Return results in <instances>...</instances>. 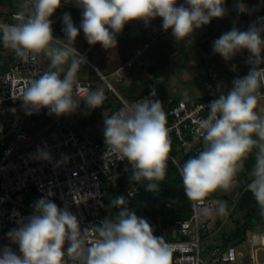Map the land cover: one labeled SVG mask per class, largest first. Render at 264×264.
Returning <instances> with one entry per match:
<instances>
[{"label":"clouds","instance_id":"1","mask_svg":"<svg viewBox=\"0 0 264 264\" xmlns=\"http://www.w3.org/2000/svg\"><path fill=\"white\" fill-rule=\"evenodd\" d=\"M69 3L81 9L82 19L77 27L65 13L64 36L59 38L54 35L51 17ZM29 4L30 12L17 13L15 23H0V43L22 60L47 59L48 70L33 79L19 99L27 115L48 109V115L56 117L75 113L81 102L89 109L99 108L104 100L98 90L85 96L76 90L77 73L86 63L75 47L81 30L89 45L109 50L117 47V36L125 25L142 22L150 26L159 18L163 30H171L179 43L190 41L195 30L228 14L225 0H29ZM237 8L246 11L242 0ZM212 47L226 62L246 50L249 71L235 78L231 88L219 87L218 98L207 106L208 115L199 120L193 139L202 148L179 169L184 193L202 205L204 215H225L224 201L211 200L214 207L204 202L217 190L231 188L251 157L246 188L264 216V108L258 107L264 87V23H254L243 31L234 26ZM150 95L152 98L125 102L104 118L103 136L107 150L130 164L129 181H146L145 189L156 191L166 175L171 141L163 104ZM33 155L53 161L46 146L38 147ZM68 160L63 156L55 165ZM50 195L39 198L32 205V214L20 218L7 234L18 252L8 245L0 247V264H172V246L154 234L147 219L126 206L123 196L112 201L120 209L118 214L82 227L77 215L58 206Z\"/></svg>","mask_w":264,"mask_h":264},{"label":"built area","instance_id":"2","mask_svg":"<svg viewBox=\"0 0 264 264\" xmlns=\"http://www.w3.org/2000/svg\"><path fill=\"white\" fill-rule=\"evenodd\" d=\"M22 1L24 7L16 5L18 10L15 6L9 13L0 12V23H15L19 12L27 15L31 10L29 0ZM254 23H264V10L255 15ZM54 35L62 38L58 33ZM159 36V31H151L131 51L125 62L110 74H103L92 62L91 53L95 45H89L88 42L81 46L75 45L86 59L77 73L76 90L81 96L98 90L104 96L103 101L107 100L110 93L115 95L118 105L110 116L119 111L125 102L152 98L150 94L153 93V98L159 99L163 104L170 129L169 159L175 160L180 169L187 159L193 157L192 153L199 150L193 139L197 134L198 122L208 115L209 103L218 98L214 74L208 73L203 98L194 102L180 98L167 108L164 107L155 84L133 99L123 96L115 85L130 75L133 68L146 65L144 52ZM42 59L43 56L35 61L22 60L0 43V247L8 245L17 252L18 247L11 243L7 234L18 226L20 218H27L32 214V205L39 198L51 193L50 199L61 208L68 207L80 219L81 226L87 227L106 216H112L104 202V187L109 185V178L116 175L121 167L131 168L127 160L107 150L104 137L97 139L87 131L65 125L63 119L66 115L55 116L44 123L41 117L48 109H42L33 115L26 114L19 98L30 82L45 72ZM86 69H90L93 75L82 76ZM260 99H264V87L260 89ZM28 116L38 121L27 127ZM174 145L183 156L188 157L182 161L180 156L174 155ZM45 146L53 157L52 162L34 158L37 148ZM63 156L69 158L68 162L56 166L55 162ZM138 191V186L130 183L123 189L122 195L125 199H130ZM211 200L213 199L209 197L204 202L205 205L214 207ZM201 208L199 202L191 201L190 216L175 220L169 227H164L159 222H149L155 229L154 234L164 237L172 246V264H261L255 251L257 243L252 239L249 240L247 252L235 244L214 246L211 247V252L206 251L208 230L216 213L206 216ZM205 251L208 252V262L203 257Z\"/></svg>","mask_w":264,"mask_h":264},{"label":"crops","instance_id":"3","mask_svg":"<svg viewBox=\"0 0 264 264\" xmlns=\"http://www.w3.org/2000/svg\"><path fill=\"white\" fill-rule=\"evenodd\" d=\"M180 2L182 3L183 0ZM240 2L241 0H225L228 14L222 19H213L210 24L195 30L190 41L177 43L171 34V30L167 32L163 30L162 21L159 18L153 20L150 26H145L142 22L129 23L117 36L115 49L105 50L99 44L94 46L91 53L92 62L100 72L110 74L125 62L131 51L139 46L151 31L157 30L160 32V36L144 52L146 65L133 68L130 75L118 84L119 91L123 96L127 99H133L155 84L158 95L164 101L165 108L180 98L201 99L206 94L204 82L209 72L214 74L217 88L223 87L227 90L231 88L235 78L248 73L249 64L246 61L249 54L245 50L242 54H237L232 61L226 62L220 55L213 52V42L234 26L242 31L247 30L250 25L254 24L255 15L264 10V0H242L246 7L244 12H240L237 8ZM62 7H67L69 10L66 11ZM62 7L51 17V20L53 32L58 33L63 38V15L65 13L70 14L77 27H79L82 17L81 9L74 4H64ZM85 43L87 40L81 30L75 45L81 46ZM196 59L198 63H196ZM42 63L45 71L48 70V61L45 57H43ZM233 65L236 66L235 70H233ZM92 75L93 72L86 69L82 76ZM201 76L202 78H200ZM82 105L85 110L76 117L79 122L77 128L87 131L97 139L104 137V118L109 117L113 109L117 107V97L110 93L107 100L103 101L99 108L94 109L96 113L101 115L90 126H82V120L89 111L83 102H81L80 107ZM70 125L75 127L72 123ZM194 144L199 147V150L202 148L201 143L194 141ZM252 163L253 158L250 157L245 162L244 170L238 174L237 182L231 188L217 190L210 195V197L221 196V201L227 203V213L225 215L217 214L211 221L207 247H221L225 238H228L229 242L225 245H239L244 252H247L250 246L249 240L252 239L257 243L255 251L258 261L264 264V216L260 214L257 204L255 208H251L250 203L246 206L239 205L240 198L247 190L246 185L250 181L249 173ZM252 199L254 200L253 195L247 200V203L253 201ZM228 223H230L229 226H227ZM244 224H247L245 231L236 234L237 229Z\"/></svg>","mask_w":264,"mask_h":264},{"label":"trees","instance_id":"4","mask_svg":"<svg viewBox=\"0 0 264 264\" xmlns=\"http://www.w3.org/2000/svg\"><path fill=\"white\" fill-rule=\"evenodd\" d=\"M68 11L67 7H62ZM178 100V99H177ZM175 100V101H177ZM196 99L189 100L194 102ZM173 101L169 106L175 103ZM100 113H96L94 109H89L86 116L84 117L83 127L93 125L97 118L100 117ZM80 130V129H79ZM199 151V150H198ZM197 152H193L195 156ZM172 152L176 156H180L183 161L186 156H183L181 151L176 145L173 146ZM182 156V157H181ZM131 174V168L121 167L116 174V182L113 183L109 178V185L104 187V202L106 207L111 210L112 216L118 214L119 208L114 207L112 201L117 196H123L122 191L127 187V184L132 182L129 181ZM144 183L136 184L139 191L129 201H126V206L129 209L135 210L136 214L144 217L149 222H159L164 227L171 226L175 220L188 218L191 214V200H189L183 189L182 178L179 172V168L176 164H173L172 160L169 159L168 166L166 169V175L163 181L159 182L158 189L156 191H147L144 187ZM135 184V183H134ZM251 192L246 190L240 198L239 205L246 206L250 203L251 208H255L257 204L255 199L248 201L251 198ZM159 204V206H157ZM247 224L242 225L235 232L236 234L245 231ZM229 242L228 238H225L222 246H226Z\"/></svg>","mask_w":264,"mask_h":264},{"label":"rangeland","instance_id":"5","mask_svg":"<svg viewBox=\"0 0 264 264\" xmlns=\"http://www.w3.org/2000/svg\"><path fill=\"white\" fill-rule=\"evenodd\" d=\"M16 5H20L22 7H24V2L22 0H0V12L1 13H9L12 9L15 8ZM196 63L197 62V59H196ZM197 66V65H196ZM188 69V68H187ZM202 78V76L200 77ZM116 87H119L118 83H115ZM258 107H261V108H264V99H259V105ZM83 110H85L84 106L82 105L81 107H79V109L75 112V113H72L70 115H66L63 119V122L65 125H70V123H72L73 125H75V127L77 128L79 126V122L78 120L76 119L77 116H79V114H81L83 112ZM53 117H55L54 115L53 116H50L48 115V112L45 113L42 117H41V120L46 123L48 122L49 120H51ZM38 120H36L35 118H32L30 116L27 117V121H26V126L28 127L29 124L33 123V122H36ZM117 175H114L113 177L110 178V180L115 183L116 182V177ZM128 185V184H127ZM212 199H215V200H221V196H211ZM131 199V198H130ZM130 199H125L126 201H129ZM227 204V203H226ZM157 206H159V204H157ZM108 208V207H107ZM217 215V214H216ZM230 223L227 224V226H229ZM226 226V227H227ZM206 251H212L211 248L207 247ZM203 252V257L207 260V262L209 261V258H208V252Z\"/></svg>","mask_w":264,"mask_h":264},{"label":"water","instance_id":"6","mask_svg":"<svg viewBox=\"0 0 264 264\" xmlns=\"http://www.w3.org/2000/svg\"><path fill=\"white\" fill-rule=\"evenodd\" d=\"M16 10H18V6H16Z\"/></svg>","mask_w":264,"mask_h":264}]
</instances>
